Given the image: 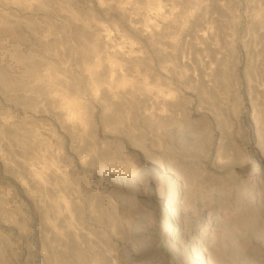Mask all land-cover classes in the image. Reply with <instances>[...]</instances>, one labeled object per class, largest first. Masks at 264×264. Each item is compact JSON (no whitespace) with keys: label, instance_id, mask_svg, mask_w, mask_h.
I'll list each match as a JSON object with an SVG mask.
<instances>
[{"label":"rangeland","instance_id":"1","mask_svg":"<svg viewBox=\"0 0 264 264\" xmlns=\"http://www.w3.org/2000/svg\"><path fill=\"white\" fill-rule=\"evenodd\" d=\"M12 1L0 0V45L37 72L29 87L16 92L3 84L7 66L0 63V264H56L47 242L49 210L64 211L59 196L68 202L67 189L79 186L110 192L137 217L125 238L120 233L115 238L101 219L88 222L98 242L94 251L83 252L86 264H100L105 249L130 264H225L221 258L245 250L248 240L260 262L237 264H264V248H258L264 247V0H195L192 7L199 9L184 8L180 26L152 40L128 28L112 9L113 0H106L111 8L105 10L96 0H77L83 12L75 11L76 22L68 23L59 0L51 2L52 14L27 13L23 6L7 5ZM169 5V0H136L129 15L141 25L145 12ZM92 30L110 33L116 47H132L138 57L131 62L116 57L120 69L110 74V54L93 41ZM202 33L210 34L207 41L217 44L221 56L209 82L191 61L190 47ZM182 56L190 63H182ZM94 64L100 79L96 92L86 71ZM165 67L171 73L165 74ZM65 98L90 108L89 124L77 134L61 130L55 119L52 106H64ZM150 106L174 107L156 124L147 114ZM245 153L260 168L243 159ZM28 169L57 171L44 184L48 191L31 187L36 183ZM175 173L184 183L180 191L165 183ZM239 180L245 191L238 189ZM167 199L178 205L188 200V210L170 217ZM221 200L226 207L217 206ZM208 202L209 215L203 211ZM238 213L244 227L230 218ZM62 220L56 222L59 228L67 219ZM174 222L191 227L201 244L195 249L189 238L180 250L167 236ZM64 244L53 251L69 259Z\"/></svg>","mask_w":264,"mask_h":264},{"label":"bare ground","instance_id":"2","mask_svg":"<svg viewBox=\"0 0 264 264\" xmlns=\"http://www.w3.org/2000/svg\"><path fill=\"white\" fill-rule=\"evenodd\" d=\"M52 1L53 0H33V2H23L22 0H15L7 5H11V7L23 6V10L27 13H33V11L42 10L44 11L43 13L46 12L52 14V12H55V10L49 9V7L51 8L50 4ZM59 1L63 5H65L64 7H66L65 14H62L66 18L65 21L67 23L69 22V20L72 22H76L75 19L77 18V15L74 14V12L76 11L78 15H81V13L83 12V8L79 4V2L77 0ZM135 1L136 0H113L112 9L118 12L121 18H124L126 20L127 26L130 30H132L136 34H139V36L141 37H145L146 40H152L156 35L160 34L167 28H176L177 26H180V23H182L181 19L187 12L183 9L186 8L187 10L188 8H193L192 6L195 4V0H169L170 7L158 6L157 10L153 12H145V16H143L142 18L143 23L141 25H138L135 18L129 15V10H131V4L135 3ZM96 2L98 7L102 8V10H105L108 7L111 8V4L106 3V0H96ZM218 5L219 7H223L224 3H219ZM193 9L197 10L199 8L196 7ZM252 19L255 20L256 18ZM91 35L94 37L93 41L98 43L99 47L100 45L104 47L106 52L110 54L109 56L111 58V63L110 66H108V71L111 72H109L110 74L116 73V66L118 67L119 65H117L115 61L118 62V58L119 60H122L124 62H131V60H134L138 57L136 51H134L132 47H116L113 43L114 40L110 33H107L105 31L101 32L100 30H92ZM2 38L3 37H1L0 34V41H2ZM197 38H199L200 40L190 47V52L193 53L191 54L193 69L199 74L201 79L206 82H209L211 81L212 77L216 75L219 69L221 56L219 55L217 44H213L210 41H207V39L210 38V34H208V38H206L205 33L198 34ZM205 38L206 40H204ZM96 43L95 45L92 44L91 46L92 49L95 51L96 49H98V45H96ZM51 46H54V43ZM7 53L9 52L4 47V45H0V63L5 64V66H7V69L3 68V84L5 85V87L13 89L16 92H21L25 88L29 87L31 81L36 78V66L34 64L25 65L22 62L21 55L13 54L10 57V55ZM113 58L115 59L113 60ZM181 62L187 64L190 63L184 59V56H182ZM97 67L98 64H94L86 68V71L89 73V78L91 80V88L95 92L97 91V84L100 81L98 73L96 71ZM53 71L55 70L53 69ZM171 71L172 70L170 67L164 68L165 74L171 73ZM47 79H49V76H47ZM106 87L108 89L107 92L109 93V95H113L114 86L112 85V83L108 82L106 84ZM149 99H154V97L152 98L149 96ZM160 99L164 100L162 98ZM103 107L104 109H106L107 106ZM172 107L174 106H160V108L157 109L156 106H150L147 114L149 118L153 119L154 123L158 124V122H161L160 118L163 113H165V111L171 112ZM52 108H54V116L57 123L59 124L60 129L68 134H77L79 131L81 132L85 129L84 127L86 126V124H89V106H83L81 102H78L75 99L65 98L64 106H52ZM242 156L245 160H251V158H247L246 153L245 155L242 154ZM240 158L237 157L236 162ZM178 160L179 159H177L176 161L178 162ZM192 161L190 163H192ZM253 161L254 167L256 166L257 168H260L261 165L259 166L257 164V161ZM28 171L29 173L27 174H29L28 177L31 176L30 178H32V184L34 185L36 183L34 186L31 187H33V189H36L38 188V186H42L45 191L48 190L46 189L47 185L44 186V184H47L50 177L57 173V171L52 170H50L51 173L46 171H37L34 169H28ZM177 175V173L169 174L168 181L165 183L167 184V186H172L174 190L179 188L180 191V185L184 186V183L181 182L180 184ZM25 182H28L29 184L28 180H25ZM26 183L24 184L26 185ZM238 189L241 191H245L247 189V186L244 184V182L239 180ZM67 190L72 196H70L71 198L68 202H65L63 197L59 196L60 200L63 201L64 211H60L58 209H53L52 211L49 210L50 216L53 218L52 223L50 222V225L48 223L49 227L47 225V237L52 238V240H48L47 242L49 243L52 250L49 249L50 247L47 248L49 249V253L51 252L50 256H52L56 264H86L83 252L89 249L94 251V248L97 246L95 243L98 242L96 237L94 238L93 231L89 228V223H99L100 219L103 220L102 223L106 222V227L110 229L111 233H113V236H115V238L119 236L117 235V233H120L123 238L127 237L128 235H131L130 226L132 220L134 218H137L135 217L136 214L134 212V208H126L123 204L115 202L114 197H110V192L109 195L104 194L103 192H98L96 189L89 188L88 186L72 187ZM165 203L166 207H168V209L170 210V217H177L182 213L184 214V212L188 210L190 204L187 200L186 203L178 205L175 200L172 199H167ZM211 204L212 203L209 202L207 203V205L203 209L204 213L206 211L209 215L212 206ZM226 204V201L221 200V203L217 206L224 208L226 207ZM238 214L239 215L235 214V216L231 215L230 218H232L233 221L237 222L240 226L244 227V225L246 224V220L241 213ZM63 217H65V219L67 220H65L64 225L59 228L57 226V223H59L60 221L62 222ZM211 217L212 216H210V220ZM213 220H216V217H213ZM167 232V236H170L172 238L174 244H178L180 246V250H184V248L187 247V245H184V242L187 241L189 238L190 242L188 244L194 246L195 249L203 241V239L200 237L191 236L194 233V230H192L191 227H186L184 223L174 222L171 225V228L167 230ZM64 243L68 244L67 247L70 253L69 259L64 258L62 254L53 251L54 249L61 251L60 246H62L61 244H63L64 246ZM258 248L259 250H261L264 247L259 244ZM255 251H257V249L256 245L253 243V240H248L246 242L245 250L241 252H236L232 250L230 257H225L221 259L225 264H237L239 261L260 262ZM41 252L43 255L46 256L45 252ZM95 252L97 253L96 250ZM218 252L220 253V251ZM99 254L100 253H97L98 256ZM194 255L196 256L197 252H194ZM42 257L45 258L44 256ZM120 258L122 257H119L118 253L115 250L105 249L100 254V259L102 260L100 264H130L128 260ZM45 263L47 264V261ZM190 263L200 264L197 260H192Z\"/></svg>","mask_w":264,"mask_h":264}]
</instances>
